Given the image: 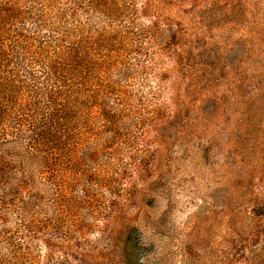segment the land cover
Here are the masks:
<instances>
[{
	"label": "rangeland",
	"instance_id": "rangeland-1",
	"mask_svg": "<svg viewBox=\"0 0 264 264\" xmlns=\"http://www.w3.org/2000/svg\"><path fill=\"white\" fill-rule=\"evenodd\" d=\"M137 3L164 31L108 78L133 137L95 174L48 175L71 203L9 207L14 245L26 264H264V0Z\"/></svg>",
	"mask_w": 264,
	"mask_h": 264
},
{
	"label": "trees",
	"instance_id": "trees-1",
	"mask_svg": "<svg viewBox=\"0 0 264 264\" xmlns=\"http://www.w3.org/2000/svg\"><path fill=\"white\" fill-rule=\"evenodd\" d=\"M138 13L137 0H0V264L32 253L14 245L9 207L46 208L50 192L71 203L68 182L51 189L48 175L95 174L106 143L133 137L127 89L108 78L146 49L144 37L160 43L164 29L157 36Z\"/></svg>",
	"mask_w": 264,
	"mask_h": 264
}]
</instances>
